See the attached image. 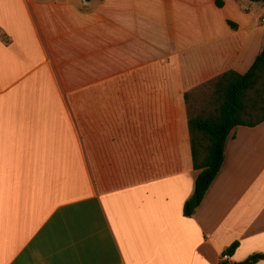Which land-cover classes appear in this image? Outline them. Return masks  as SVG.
Wrapping results in <instances>:
<instances>
[{
  "label": "crops",
  "instance_id": "crops-1",
  "mask_svg": "<svg viewBox=\"0 0 264 264\" xmlns=\"http://www.w3.org/2000/svg\"><path fill=\"white\" fill-rule=\"evenodd\" d=\"M222 1L0 0V264L264 254V123L232 131L185 215V96L264 48V4Z\"/></svg>",
  "mask_w": 264,
  "mask_h": 264
},
{
  "label": "trees",
  "instance_id": "trees-1",
  "mask_svg": "<svg viewBox=\"0 0 264 264\" xmlns=\"http://www.w3.org/2000/svg\"><path fill=\"white\" fill-rule=\"evenodd\" d=\"M249 1L264 4V0ZM216 3L223 5L222 0ZM185 100L193 165L199 172L194 195L185 205V215L191 217L222 170L232 131L238 126L256 127L264 123V48L247 73L226 72L188 92ZM237 246L229 248L227 255H232ZM263 260L264 254H255L239 264Z\"/></svg>",
  "mask_w": 264,
  "mask_h": 264
},
{
  "label": "built area",
  "instance_id": "built-area-1",
  "mask_svg": "<svg viewBox=\"0 0 264 264\" xmlns=\"http://www.w3.org/2000/svg\"><path fill=\"white\" fill-rule=\"evenodd\" d=\"M264 22V21H263Z\"/></svg>",
  "mask_w": 264,
  "mask_h": 264
}]
</instances>
